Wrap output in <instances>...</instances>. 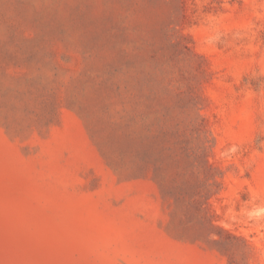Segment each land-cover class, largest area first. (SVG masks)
Masks as SVG:
<instances>
[{"label":"rangeland","instance_id":"374dc122","mask_svg":"<svg viewBox=\"0 0 264 264\" xmlns=\"http://www.w3.org/2000/svg\"><path fill=\"white\" fill-rule=\"evenodd\" d=\"M0 264H264V0H0Z\"/></svg>","mask_w":264,"mask_h":264}]
</instances>
